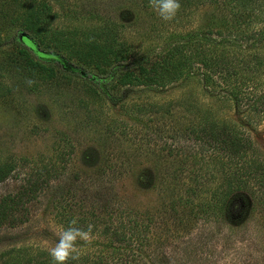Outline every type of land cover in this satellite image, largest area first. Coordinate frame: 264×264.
Listing matches in <instances>:
<instances>
[{
    "label": "rangeland",
    "instance_id": "1",
    "mask_svg": "<svg viewBox=\"0 0 264 264\" xmlns=\"http://www.w3.org/2000/svg\"><path fill=\"white\" fill-rule=\"evenodd\" d=\"M42 2L55 16L37 38L10 22ZM212 12L210 5L196 9L190 29H202ZM171 21V39L184 41L190 29L185 32L177 19ZM169 22L143 0H0V86L8 90L0 96V164L14 166L0 183V198L20 191L29 173L57 162V152H65L50 184L27 204L24 222L0 227V264L22 252L48 253L70 214L85 216L93 209L113 226L125 211L138 223L150 220L149 238L143 244H110L98 228L90 242L76 241L81 256H115L123 250L117 264H264V174L229 195L224 187L215 189L234 177L231 170L243 167L227 163L228 171L214 170L213 152L191 132L188 117L193 115L175 105L189 93L192 100L209 103L220 118L233 120L264 157V114L258 111L264 102L254 105L257 89L240 101L224 102L222 89L203 85L200 70L162 87L121 85L127 65L106 66L70 55L94 28L114 23L126 41L140 44L128 60L137 70L144 59L154 60L165 49V40L155 42L156 29ZM22 34L41 50L61 56L66 67L58 57L39 58ZM28 80L34 83L29 86ZM168 103L175 105L169 113L155 109ZM194 187L198 198H193ZM187 195L191 202L184 204L179 198ZM225 195L226 204L238 200L235 213L220 207ZM105 204L110 213L102 210Z\"/></svg>",
    "mask_w": 264,
    "mask_h": 264
},
{
    "label": "trees",
    "instance_id": "2",
    "mask_svg": "<svg viewBox=\"0 0 264 264\" xmlns=\"http://www.w3.org/2000/svg\"><path fill=\"white\" fill-rule=\"evenodd\" d=\"M143 4L149 7V0H143ZM180 5L174 19L179 21L177 26H181L180 28L185 32L190 29L192 21L189 19L196 9L210 5L213 6V12L205 26L196 33H194L195 30L190 29L184 36V41L171 39L175 34L171 31L172 29H169L172 21L166 25L168 27L156 29L158 32L155 42L160 43L165 40L166 47L156 59H144L143 64L136 66L137 70L128 66V60L134 53L139 52L140 44H134L132 39L126 41L114 23H106L104 26L94 28L91 34L86 35L87 38L77 46L78 49L72 47L70 55L83 61L97 60L106 66L110 64L127 65L120 78L121 85L162 87L179 81L191 71L200 70L203 85L212 91L222 89L223 97L221 98L224 102H230L233 97L240 101L246 92L253 94V89H257L254 105L262 100L264 102V90L261 92L264 85V0H180ZM54 16L51 6L42 2L35 7L27 6L10 22L19 25L26 33L37 38L44 29L45 21ZM21 39L39 58L55 57L57 59V54L41 50L37 43L26 34H22ZM54 47L63 50L68 48V45L55 44ZM135 47L138 50L135 51ZM58 58L61 66L66 67L65 60H62L61 56ZM31 67L37 69V64H32ZM52 74L49 72L48 77L51 78ZM3 87L5 86H0V96L8 91ZM192 97L193 94L189 93L188 96L181 98L182 103L178 101L175 105H183L185 111L193 115V117H188L189 124L193 127L191 132L194 133L196 140L207 145L213 152L214 155L211 158L214 162V170L228 171V164H240L243 167L240 171L231 170L234 177L225 178L224 183H218L215 189L224 187V192L229 195V192L235 189H242L247 180L257 179L259 175L264 174V157L254 148L250 138L239 126L229 118H220L218 112L209 103L194 101ZM175 105L171 103L157 105L158 108L155 107V109H166L164 112L169 113ZM258 111L264 114V108ZM57 153L58 160L65 155V152ZM58 160L55 161L57 165L54 162L42 163L40 169L27 175L20 191L15 194L8 193L0 198V227L3 225L15 227L18 223L24 222V214L26 215L29 210L27 204L38 198L40 192L55 177L56 167L60 162ZM13 170L14 166L10 162L0 164V183ZM195 186L197 187L196 184ZM198 186L202 188L201 185ZM193 189L195 191L193 198L200 197L199 191H196L195 187ZM228 195L220 198L222 200L220 207L233 213L238 200H232L226 204L223 200ZM214 198L215 196H211L209 199ZM179 200H183L184 204L191 202L189 195L186 199L180 197ZM102 210L109 212L106 204ZM20 211L23 213L22 217L16 215ZM74 219L77 221L75 227L81 230L87 231L91 226L90 234L98 233L97 229L101 228L100 235L108 238L107 242L110 244H113V241L122 245H128L134 241L143 244L149 238L147 232L150 220L138 223L131 216L130 211L120 212L117 218L120 222L115 226L109 219H101L99 215H96L94 209L85 216L70 214L66 219L65 228ZM125 252L127 251L119 250L115 256L109 255L110 260H108L109 256L102 252L92 254V257H89L91 255L89 253L81 256L76 252L74 254H78L79 258L69 261V264H117L123 261L122 257L123 253L126 254ZM22 253V256H11L6 263L52 264L47 252Z\"/></svg>",
    "mask_w": 264,
    "mask_h": 264
},
{
    "label": "clouds",
    "instance_id": "3",
    "mask_svg": "<svg viewBox=\"0 0 264 264\" xmlns=\"http://www.w3.org/2000/svg\"><path fill=\"white\" fill-rule=\"evenodd\" d=\"M149 7L162 21H171L175 18L180 9V0H149ZM31 86L34 81L28 80ZM77 221L74 219L67 228L58 231V239L53 247L48 248V254L51 257L52 264H69L71 260L79 258L75 247L76 241H88L93 238L90 233L92 231L89 226L87 231L75 227Z\"/></svg>",
    "mask_w": 264,
    "mask_h": 264
},
{
    "label": "water",
    "instance_id": "4",
    "mask_svg": "<svg viewBox=\"0 0 264 264\" xmlns=\"http://www.w3.org/2000/svg\"><path fill=\"white\" fill-rule=\"evenodd\" d=\"M83 74V73H82ZM83 76H85V74H83Z\"/></svg>",
    "mask_w": 264,
    "mask_h": 264
}]
</instances>
